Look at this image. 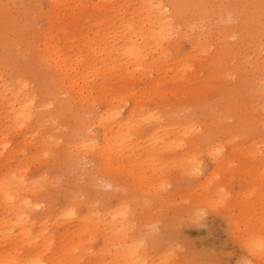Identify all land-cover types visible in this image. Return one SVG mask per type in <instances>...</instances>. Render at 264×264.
<instances>
[{
	"label": "rangeland",
	"instance_id": "1",
	"mask_svg": "<svg viewBox=\"0 0 264 264\" xmlns=\"http://www.w3.org/2000/svg\"><path fill=\"white\" fill-rule=\"evenodd\" d=\"M140 1L73 0L60 8L48 0H0V149L8 148L0 150V199L5 191L17 195L15 203L0 202V264L34 256L46 264H264L257 249L264 246V82L254 83L264 75V45L257 51L244 36L240 60L231 54L216 65L217 44L208 38L199 56L189 42L200 28L224 24L241 33L229 9L238 0H210L222 20L189 10L178 22L191 28L177 26L161 63L146 75L83 74L96 29L107 34L113 23L136 24ZM249 1L259 12L255 33L264 27V0ZM93 61L100 66L95 54ZM17 96L33 114L22 128L5 112ZM114 108L119 119L132 109L153 113L159 134L176 147L155 146L144 128L133 141L137 153L115 143V161H106L98 150L106 130L97 119ZM183 123L196 130L184 135ZM101 162L110 165L104 170ZM25 204H37L39 217Z\"/></svg>",
	"mask_w": 264,
	"mask_h": 264
},
{
	"label": "bare ground",
	"instance_id": "2",
	"mask_svg": "<svg viewBox=\"0 0 264 264\" xmlns=\"http://www.w3.org/2000/svg\"><path fill=\"white\" fill-rule=\"evenodd\" d=\"M48 1L53 6L60 8H64L68 5L73 4L72 2L73 0H48ZM100 1L106 4L109 0H100ZM140 2L143 3L140 4V8L137 9L139 10V12L138 11H137L138 13L136 12L137 13L136 24L134 23L133 19L122 20V22H120L117 25L113 23L110 25V28L107 29V34L102 32V29H99V27L96 29L95 33L92 35L93 41L91 42V45L86 47V50L88 51V53L93 54V56L95 54L96 57H99L100 66L99 67L94 66L95 62L93 61V56H92L89 58L88 61V64L90 66L89 68H91L92 70H90L87 67L84 69L85 72L83 74H87V75L95 74L98 76L100 75L103 76L104 74L106 75L109 74V76H111L112 74L113 76L114 74H118V77L125 79L130 78V76H135L136 74L146 75L147 72L149 71V68H153L155 65H159L161 63L162 61L161 59L166 53V49L163 47V45L169 42V40L171 39L174 33V30L178 31L177 26L182 25L185 29L191 28V26H188L186 24H180V22H178L179 20H182V18L185 16L186 13H188L189 10L191 9L194 10L195 11L194 15H196L198 19H201L206 15H211V16L213 15L217 18V20L219 21L222 20L219 17L218 11L215 12L217 15H215L214 11H212L210 0H152L150 4L144 3L145 2L144 0H141ZM142 5H144L143 8H141ZM249 6H254L250 3L249 0H238L236 3L232 4L229 8L241 28L240 34L237 33L238 35L236 36L235 35L236 32L233 29L228 28L223 23L221 27L216 26V30L213 32H210L209 29L200 28V30L197 31L198 33L194 35L195 37L193 36L190 39L189 43H191L190 44L191 47L193 49L196 48L198 50V55L200 56L202 53L206 52V47L209 43L207 42L208 38H213L215 43L217 44V48L214 51V56H215L214 63L216 65L221 64L224 58L226 57L232 58L236 54L237 56L234 58L240 60V58H238L239 49L244 43L246 44L245 42L246 40L244 36H246L248 39L251 40L250 44L253 43V45L251 44L252 46L250 45V47H252L253 49L256 48L257 51H259V49L260 50L263 49L264 38L260 37V34L261 33L263 34L264 27L260 28L259 31H256L254 33L253 26L257 25L259 12L258 9L250 8ZM201 21L203 20H199V22ZM227 21L229 22V19ZM215 25L216 24L214 23V26ZM261 29H263V31H261ZM107 36L113 39L107 41ZM95 37L98 38L97 40L94 41ZM230 38L235 39V42L232 43L231 47L229 48L228 43ZM231 54L233 56H231ZM262 63L263 62L259 64ZM144 66L145 68L142 71L141 69ZM180 67L183 68L184 65H180ZM236 69L240 73V67L237 66ZM254 79L255 76H250V78H246L243 81L246 82L248 80H254ZM263 82H264V75L263 78L257 77L256 80L254 81V83L257 84L258 86L259 83H262L263 85ZM262 87H260V89ZM257 89L260 90L259 87H257ZM250 90L252 92H249V95H256V97H258L257 95L259 91H255L251 87ZM250 98L252 97L250 96ZM0 101L2 100L0 99ZM29 108H31L29 102H18V96L15 97L13 101L10 103V106L5 109V112L8 114V118L11 123V126H16L17 128L25 127V125L30 120H32V116H33L32 112L28 111ZM249 108L251 109V107ZM232 111L236 113V111L234 110ZM238 115L240 114L238 113ZM166 119L169 124L172 125L178 124V121L176 122V120H174L171 117V115H166ZM262 121L260 122L261 134H259L258 136L264 137V127ZM97 123L100 124L106 130V132L101 134V142L103 143L101 146L102 148L98 149L99 152H103L105 154L104 158L108 159L106 161L109 160L115 161V159L113 158L114 156H112L113 150L111 147L115 143L118 145L126 144L127 148H131L132 150H134L135 153H137V149L140 148V145L139 143H134L133 141L135 135L139 137L142 136L145 130L144 128H150L148 130L152 133L151 138L148 140L152 141V143L155 146L160 147L161 149H165V151L167 152H172L173 149L176 147V144L178 143L177 141H173V140L166 141V139L162 137V134H159V132H161L159 129H161V125H162L159 122V119L153 113L146 112L143 110L136 111L135 109H132L130 110V115H128L126 118L119 119V110L118 108H114L109 111L108 116L104 118L98 117ZM236 126L233 129H235ZM243 126H251V125L248 123H244ZM180 128L184 135H186L187 133H192L194 130H196V127L194 128L186 127L184 123L180 125ZM110 131L111 133L108 136V132ZM85 135H86L87 143L88 144L91 142L93 143L94 138L92 140V138L89 135L87 134ZM203 135H204L203 136L204 139L207 141L209 139L208 135L205 133ZM131 137L133 139H130ZM253 143L254 145L257 146L263 144L262 141H257ZM219 145L220 144L216 146ZM261 147H264V145H262ZM7 149H6V145H4L1 146L0 150L6 152ZM248 151H249L248 155L252 156L253 158H256V156H258L257 154H254L252 152V149H250V147ZM101 165L105 170L106 167H108V165L110 164L101 162ZM175 167H179V166H175ZM180 167H185V164L180 165ZM177 170L184 172L182 169H177ZM13 180H15L19 184H22L24 182L23 176H15ZM2 193H3L2 199H0V202L4 206L9 202L15 203L14 199L16 200V196H17L15 192L5 191ZM25 205L26 208L31 210L33 215L38 216V213L34 210L36 207H38L37 204L35 208L34 207L31 208L28 204ZM47 205L49 210L51 208V205L49 202L47 203ZM45 215H46L45 212H42L40 214V217H43ZM104 215H108V219L113 220L115 219V217L113 216L116 215V212H112V213L106 212ZM25 232H26L25 230L22 231L23 234ZM152 236L153 235L148 236V234L146 236V241H148V244L150 243L149 244L150 249H153L155 246ZM257 249L259 251H263L264 246L260 244L258 245ZM46 263L47 262L43 261L39 256H34L29 261V263H26V260L22 261V264H46Z\"/></svg>",
	"mask_w": 264,
	"mask_h": 264
}]
</instances>
